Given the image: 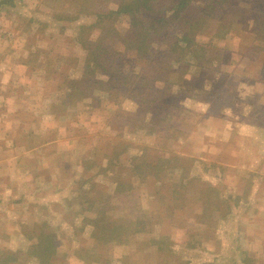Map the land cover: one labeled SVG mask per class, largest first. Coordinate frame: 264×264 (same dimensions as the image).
<instances>
[{"label":"rangeland","instance_id":"rangeland-1","mask_svg":"<svg viewBox=\"0 0 264 264\" xmlns=\"http://www.w3.org/2000/svg\"><path fill=\"white\" fill-rule=\"evenodd\" d=\"M6 1L0 0V251H16L17 264L29 262L25 231L42 222L58 237L63 264H91L85 258L89 249L100 255L96 264H122L124 256L135 264H264V46L254 31L244 30L245 23L253 22L252 14L241 15L224 38L216 36L221 28L217 23L227 9L240 12L254 0H229L218 13L202 17L199 28L205 31L207 72L196 79L199 73L190 66L189 86L201 89L188 88L186 108L173 121L187 130L184 139L165 129L153 132L144 115L139 124L134 122L137 105L126 97L119 100L96 92L97 101L62 102L67 86L63 80L80 78L84 66L85 51L75 33L94 16L64 19L76 12L73 0ZM90 2L95 10L117 7L116 0ZM190 11L198 15V10ZM127 22L120 18L122 31ZM163 54V49L156 52ZM141 62L138 68L149 73L151 65ZM58 104L59 108L53 106ZM56 109L61 111L53 113ZM122 140L130 146L122 161L149 146L215 163L201 176L231 197L230 211L212 210L215 228L209 233L207 221L194 219L199 210L195 200L190 199L186 209L175 207L164 218L158 212L161 203L172 204L155 200L153 185L136 186L132 197L138 206H127L116 195L112 199L120 202L111 206L109 215L133 221L148 215L150 228L131 234L128 244L98 245L84 214L75 213L85 207L81 190L97 198L114 191L116 169L86 171L83 162L104 155ZM162 188L171 194L168 187ZM190 234L195 248L186 247ZM158 237L172 241L175 253L167 263L153 242Z\"/></svg>","mask_w":264,"mask_h":264},{"label":"trees","instance_id":"trees-1","mask_svg":"<svg viewBox=\"0 0 264 264\" xmlns=\"http://www.w3.org/2000/svg\"><path fill=\"white\" fill-rule=\"evenodd\" d=\"M89 1L91 0H73L72 2L77 3L74 6L75 14L72 16L66 14L65 18L62 17L76 21L81 15L94 16L91 22L79 25L75 33V41L85 51L84 66L80 78L66 77L63 80V84L67 86L62 102L72 104L89 98L97 101L99 97L96 92L107 93L113 99L120 100L126 97L137 105L138 111L133 114L134 122L139 124L144 115L149 129L153 132L158 133L165 129L178 134L177 139L186 137L187 130L178 124L174 125L173 121H176L179 114L185 110L186 107L183 105L185 97H190L191 91L201 89V85L196 88L189 86L192 79L186 74L189 73L190 66L194 68V74L199 73L194 75L196 79H202L207 72L205 66L207 61L204 60L206 48L203 43L205 31L199 26L202 25V17L218 13L228 5L229 0H116V9L104 11L95 10ZM192 8L198 10L197 16L191 14ZM227 10H224L227 11L226 14L217 23L221 26L216 31L217 37L224 38V32L230 31L241 15L252 14L253 22L245 23L244 30L247 28L251 29L250 32L254 31L255 38L264 46V3L261 0L251 1L240 12ZM227 16H230V19L225 20ZM122 17L128 20V26L124 31L118 24ZM250 26L251 28H248ZM94 34H97L96 37ZM159 49H163L164 54L156 56ZM157 59L164 64L158 63ZM212 59L209 58L208 61ZM143 60L151 65L149 73H143V66L138 68V63L142 64ZM212 67L215 70L217 68L216 65ZM217 70L219 71V68ZM188 88H191V91H188ZM60 105L53 106L59 108ZM53 111L59 113L61 110ZM168 136L163 135L164 138ZM129 147L127 141L115 142L104 155L86 157L83 162L86 171L94 168L97 173H107L116 169V175L113 174L117 182L114 191L97 198L81 190L80 197L86 199L82 202L85 207L75 213L84 214V222L90 226L91 236L98 245L111 242L128 244L131 234L138 235L150 228L148 215L137 216L135 221L131 218H115L109 215L111 206L120 202V199H112L116 195H121V202L127 206H138L132 197L136 194V186L148 188L153 185L155 200L172 204L164 206V203H161L158 212L164 218L169 216L175 207L186 209L188 201L195 200L199 210L195 211L194 219L207 221L209 233L215 228L213 211L221 214L230 211L231 197L220 194L218 187L205 181L201 176L204 168L207 169L210 165L215 167L217 166L215 163L201 160L200 166L195 165L199 172L194 173L195 159L174 152L166 153L149 146L122 161L121 157L128 152ZM164 186L171 190V194L162 191ZM162 211L164 213H161ZM25 232L30 244L25 251L29 262L24 264L64 263V252L61 255L59 253L61 244L58 237L48 229L47 224L42 222L35 224ZM190 238L194 239L192 234L189 235L186 247L195 248L196 241ZM153 242L158 248V255L167 263L171 254L175 253L171 247L172 241L158 237ZM85 254V258L91 260L88 263L101 262L100 255L91 249ZM121 260L122 264H135L128 256L122 257ZM18 262L16 251H0V264ZM105 264L108 263L105 261Z\"/></svg>","mask_w":264,"mask_h":264},{"label":"crops","instance_id":"crops-1","mask_svg":"<svg viewBox=\"0 0 264 264\" xmlns=\"http://www.w3.org/2000/svg\"><path fill=\"white\" fill-rule=\"evenodd\" d=\"M116 4H117V3H116ZM110 9H116V8H110ZM210 106H211V105H210ZM208 108H209V106H208ZM207 110H208V109L203 110L202 112H204V113H202V114L205 115V116L208 115V113L206 112ZM218 117H219V116H218ZM213 119H216V120H217L216 117H212V120H213ZM214 121H215V120H214ZM184 138H185V137H184ZM184 138H179V139H184ZM176 154L181 155L180 153H176ZM183 156H185V155H183ZM186 157H189V156H186ZM191 158L195 159V157H191ZM198 161H201V160H196V159H195V164H194V166L197 165V162H198ZM202 161H204V160L202 159ZM196 167H197V166H195L194 169H193V170H194V173H198V172H199L198 167H197V168H196ZM196 203H197V202H196Z\"/></svg>","mask_w":264,"mask_h":264}]
</instances>
